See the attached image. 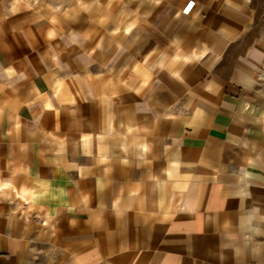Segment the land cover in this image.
I'll list each match as a JSON object with an SVG mask.
<instances>
[{
  "label": "crops",
  "instance_id": "crops-1",
  "mask_svg": "<svg viewBox=\"0 0 264 264\" xmlns=\"http://www.w3.org/2000/svg\"><path fill=\"white\" fill-rule=\"evenodd\" d=\"M0 264H264V0H0Z\"/></svg>",
  "mask_w": 264,
  "mask_h": 264
},
{
  "label": "built area",
  "instance_id": "built-area-1",
  "mask_svg": "<svg viewBox=\"0 0 264 264\" xmlns=\"http://www.w3.org/2000/svg\"><path fill=\"white\" fill-rule=\"evenodd\" d=\"M192 7H193V5H192V4H190V6H189V7H187V8L185 9V13H188V12H190V10L192 9Z\"/></svg>",
  "mask_w": 264,
  "mask_h": 264
},
{
  "label": "rangeland",
  "instance_id": "rangeland-1",
  "mask_svg": "<svg viewBox=\"0 0 264 264\" xmlns=\"http://www.w3.org/2000/svg\"><path fill=\"white\" fill-rule=\"evenodd\" d=\"M193 5V3H191Z\"/></svg>",
  "mask_w": 264,
  "mask_h": 264
}]
</instances>
